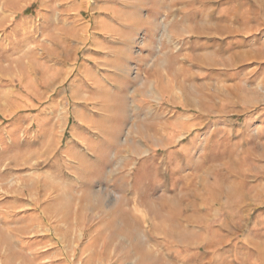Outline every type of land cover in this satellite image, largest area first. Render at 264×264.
Masks as SVG:
<instances>
[{
	"label": "rangeland",
	"instance_id": "1",
	"mask_svg": "<svg viewBox=\"0 0 264 264\" xmlns=\"http://www.w3.org/2000/svg\"><path fill=\"white\" fill-rule=\"evenodd\" d=\"M0 264H264V0H0Z\"/></svg>",
	"mask_w": 264,
	"mask_h": 264
}]
</instances>
